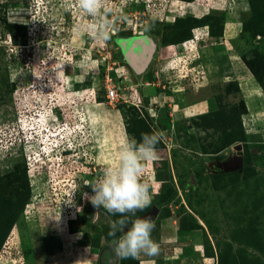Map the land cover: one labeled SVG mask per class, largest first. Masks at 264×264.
Masks as SVG:
<instances>
[{
  "label": "rangeland",
  "instance_id": "obj_1",
  "mask_svg": "<svg viewBox=\"0 0 264 264\" xmlns=\"http://www.w3.org/2000/svg\"><path fill=\"white\" fill-rule=\"evenodd\" d=\"M254 1L253 14L250 0H107L91 17L76 0H0V264H88L90 251L137 264L116 254L103 215L93 222L89 185L125 140L153 131L164 139L142 176L151 205L129 219L175 209L212 264H264V87L245 62L264 82ZM239 144L247 169L216 170Z\"/></svg>",
  "mask_w": 264,
  "mask_h": 264
},
{
  "label": "clouds",
  "instance_id": "obj_2",
  "mask_svg": "<svg viewBox=\"0 0 264 264\" xmlns=\"http://www.w3.org/2000/svg\"><path fill=\"white\" fill-rule=\"evenodd\" d=\"M76 2L91 17H106L109 13L107 0ZM108 26L104 21L101 35ZM163 139V132L153 131L142 133L139 141L136 138L125 140L119 152L118 166L107 168L101 179L89 185L93 192L89 200L97 209L93 222L104 216L110 229L108 235L113 237L114 250L123 257L158 254L159 245L152 238L154 221L150 217L129 219V216H136L138 211L151 205L150 185L142 176L145 162L156 157L157 145ZM117 216L118 219H112Z\"/></svg>",
  "mask_w": 264,
  "mask_h": 264
},
{
  "label": "crops",
  "instance_id": "obj_3",
  "mask_svg": "<svg viewBox=\"0 0 264 264\" xmlns=\"http://www.w3.org/2000/svg\"><path fill=\"white\" fill-rule=\"evenodd\" d=\"M170 211L169 214L163 215V210L158 209L157 216L151 218L154 223H157L158 254L154 256L141 254L136 258L137 264H212L209 260L213 259L214 261L215 257L206 255L204 246L200 242H196V239L194 240L195 242L193 241V234H190L191 232L185 233L184 229L181 228L183 214L178 216L175 209H171ZM188 240L193 241L190 252L187 249L188 245L186 241ZM94 255L90 251L88 264H96L94 261L96 255Z\"/></svg>",
  "mask_w": 264,
  "mask_h": 264
},
{
  "label": "trees",
  "instance_id": "obj_4",
  "mask_svg": "<svg viewBox=\"0 0 264 264\" xmlns=\"http://www.w3.org/2000/svg\"><path fill=\"white\" fill-rule=\"evenodd\" d=\"M250 4H251V10H252L251 12L254 14V12L256 11V8H257L256 5H255V1L254 0H250ZM206 20H207V18L205 17L204 19H202V18L201 19H197L195 22L197 24H200V23L201 24L202 23L203 24H207ZM243 24L246 25L245 23H243ZM185 31L187 32V35H186L187 37L186 38H185ZM183 32H184V35H182ZM211 33L214 36H216V37L223 35V33H221V32L220 33L218 32L219 34L218 33H215L214 30H211ZM190 34H192V32H191V26L189 28H185L184 31H182V30L179 31L178 36L176 38H174V41H170V42H167V43L165 42L163 44H167V46L181 44L182 42H185L187 39H190L191 38ZM245 62L247 63L246 65L249 66L252 69V71L255 74V77L257 78V80L259 81V83L264 87L263 77H262L260 71L255 67V64L249 62V60L246 57H245ZM247 167H248V164H247L246 160L244 159L243 170L247 169ZM195 177L197 179V183L199 184L201 182V180H202V177L201 176H198V175H195ZM27 200L28 199H24V201L22 202V207H21L22 209L24 208ZM169 213L170 212L168 211L165 214H169ZM165 214H163V215H165ZM189 215H188L189 218L192 219L194 221V223H196L200 227V224H198L197 219L192 214H189ZM187 225H188V223H187ZM187 225L185 224L184 217H183L181 219V228H183L184 230H189L190 231V228ZM193 228H196V226H194ZM207 244H208V242H207ZM204 246H205V253L207 252L208 253L207 254L208 256H214L215 255V252L213 251V249H211V247L210 248L207 247L206 246V243L204 244ZM122 258H123V256H122Z\"/></svg>",
  "mask_w": 264,
  "mask_h": 264
},
{
  "label": "water",
  "instance_id": "obj_5",
  "mask_svg": "<svg viewBox=\"0 0 264 264\" xmlns=\"http://www.w3.org/2000/svg\"><path fill=\"white\" fill-rule=\"evenodd\" d=\"M134 42V41H132ZM149 47L152 49V46L149 45ZM147 47V45L143 46L141 52H140V61L138 63H140L141 65H145V62L147 61L146 58V51L147 49L149 48ZM134 48V47H133ZM133 48H128L129 52L131 53V55L133 56L132 52L134 51V53L137 55V52L135 50H133ZM151 52V50H150ZM150 52H149V55H150ZM134 57V56H133ZM136 60H137V57H134ZM242 146L239 144V145H236V149L238 150L236 154H234L233 156H231L232 158H235L236 160L233 161V162H230L231 160V157L229 159H227L226 161L224 162H219V163H222L224 165H229V166H217L216 167V170H223V171H227V172H230V171H235V170H240L242 171L243 170V166H244V159L242 157ZM230 162V163H229ZM190 183L192 185H197V179L195 177L194 174H191L190 175ZM155 211L157 212L158 209L156 208ZM151 218V217H150Z\"/></svg>",
  "mask_w": 264,
  "mask_h": 264
},
{
  "label": "bare ground",
  "instance_id": "obj_6",
  "mask_svg": "<svg viewBox=\"0 0 264 264\" xmlns=\"http://www.w3.org/2000/svg\"><path fill=\"white\" fill-rule=\"evenodd\" d=\"M130 46L131 47H134V45L133 44H130ZM147 47H149V45L147 44ZM149 52H150V47L147 49V51H146V57H148V55H149ZM132 54H133V56L134 57H137V55L134 53V51L132 52ZM132 57V56H131ZM147 59V58H146ZM50 103V102H49ZM59 104V103H58ZM60 105V104H59ZM61 110V109H60ZM49 115V114H48ZM51 137H53V136H51ZM236 159L235 158H231V160H230V162H233V161H235ZM229 162V163H230ZM217 165H220V166H229V165H224V164H222V163H217Z\"/></svg>",
  "mask_w": 264,
  "mask_h": 264
},
{
  "label": "built area",
  "instance_id": "obj_7",
  "mask_svg": "<svg viewBox=\"0 0 264 264\" xmlns=\"http://www.w3.org/2000/svg\"><path fill=\"white\" fill-rule=\"evenodd\" d=\"M115 90L114 88H111L109 91H108V97L111 98V97H114L115 96ZM64 129V128H63Z\"/></svg>",
  "mask_w": 264,
  "mask_h": 264
},
{
  "label": "flooded vegetation",
  "instance_id": "obj_8",
  "mask_svg": "<svg viewBox=\"0 0 264 264\" xmlns=\"http://www.w3.org/2000/svg\"><path fill=\"white\" fill-rule=\"evenodd\" d=\"M29 164H30V161L27 162V165H29Z\"/></svg>",
  "mask_w": 264,
  "mask_h": 264
}]
</instances>
